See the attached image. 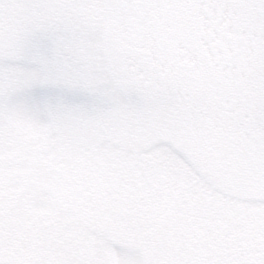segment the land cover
Masks as SVG:
<instances>
[{
  "label": "trees",
  "instance_id": "1",
  "mask_svg": "<svg viewBox=\"0 0 264 264\" xmlns=\"http://www.w3.org/2000/svg\"><path fill=\"white\" fill-rule=\"evenodd\" d=\"M95 3L0 0V264H264V0H208L205 12L196 0H112L100 15ZM95 20L107 23V77L142 120L110 151L107 176L38 179L57 150L50 136L23 141L5 114L34 77L20 66L36 71L32 59Z\"/></svg>",
  "mask_w": 264,
  "mask_h": 264
},
{
  "label": "rangeland",
  "instance_id": "2",
  "mask_svg": "<svg viewBox=\"0 0 264 264\" xmlns=\"http://www.w3.org/2000/svg\"><path fill=\"white\" fill-rule=\"evenodd\" d=\"M110 1L96 0L95 15L105 10L107 12L111 8ZM96 21L87 25V34H69L57 40L52 48L55 49L53 54L32 59L37 67L36 71L30 68V76L34 77L28 90L19 89L6 106L5 114L15 119L14 127L26 135L23 141L34 140L32 136L41 134L56 147L57 153L51 156L48 167L44 166V160H39V164H43L47 170H31L34 175L38 174V179L62 181L67 168L82 169V172L91 169V174L100 176V173H106L107 176L110 151L118 152L117 145L125 140L124 132L136 130L142 120L138 109L124 107L118 91L107 77V23L97 24ZM151 25L148 19L140 25L149 49L151 39L147 33L153 32ZM126 34L130 35L131 32L127 31ZM25 74L29 75L28 72ZM112 139H116L114 148L109 145ZM103 162L106 163L105 168L102 167ZM128 200L130 196L125 195L124 201ZM123 206L126 205L122 203ZM123 209L118 208L112 215H125ZM141 210L134 208L133 212H149V208L146 212ZM79 246L88 249L82 244H73L72 249ZM93 258H88L87 264L104 263ZM56 261H59L58 264H68L67 261L76 259ZM119 263L142 264V261L124 254Z\"/></svg>",
  "mask_w": 264,
  "mask_h": 264
},
{
  "label": "flooded vegetation",
  "instance_id": "3",
  "mask_svg": "<svg viewBox=\"0 0 264 264\" xmlns=\"http://www.w3.org/2000/svg\"><path fill=\"white\" fill-rule=\"evenodd\" d=\"M155 1V0H154ZM207 1L208 0H196V8L198 9V7H199V5L201 4V3H203V11L205 12V11H207V8L205 7V5H206V3H207ZM159 4V2L158 1H156V2H153L152 3V5H153V7H150V8H154V7H156L157 5ZM222 7V6H221ZM221 7H216V16H217V19H215V23L217 24V25H219V27H221V26H223L224 24H225V22L222 20V18H221V11H223V9L221 8ZM149 8V6L146 8V10ZM227 23V22H226ZM201 26H202V24H201ZM140 28H141V26H140ZM139 30V29H138ZM229 35L228 34H226V36L225 37H228ZM209 38H212L211 37V35H209ZM213 41H222V39L220 38V36H219V34L217 33V36L213 39ZM218 44H220V43H218ZM218 47H219V45H218ZM220 48V47H219ZM221 49V48H220ZM222 51H224V53H226V51L225 50H221V52H220V55L221 56H223V52ZM235 54V56L237 55V52L236 53H234ZM215 56H217L216 54H215ZM224 57H227V55H224ZM241 58V57H240ZM242 61H244V63H243V71H244V74L245 73H247V71H250L251 69L249 68V67H247L246 66V62H247V59H246V55H245V57H242ZM232 68L235 70V72H234V74H236L237 75V73H240L241 72V69L239 68V67H234V66H232ZM231 67L229 68H227V70L229 69H232ZM238 76V75H237Z\"/></svg>",
  "mask_w": 264,
  "mask_h": 264
},
{
  "label": "snow or ice",
  "instance_id": "4",
  "mask_svg": "<svg viewBox=\"0 0 264 264\" xmlns=\"http://www.w3.org/2000/svg\"><path fill=\"white\" fill-rule=\"evenodd\" d=\"M37 44H38V47L41 48V49L46 48V44L43 41H39V42H37ZM20 67L24 71L32 70V69H30L29 64H27V63L24 64V65H21ZM7 75H9V74L5 73L2 69H0V81H3L6 78Z\"/></svg>",
  "mask_w": 264,
  "mask_h": 264
}]
</instances>
